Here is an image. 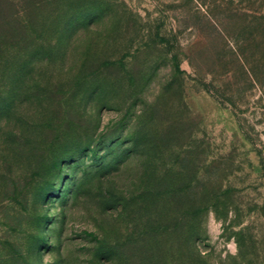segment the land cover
<instances>
[{"label":"rangeland","instance_id":"1","mask_svg":"<svg viewBox=\"0 0 264 264\" xmlns=\"http://www.w3.org/2000/svg\"><path fill=\"white\" fill-rule=\"evenodd\" d=\"M0 264H264V0H0Z\"/></svg>","mask_w":264,"mask_h":264},{"label":"trees","instance_id":"2","mask_svg":"<svg viewBox=\"0 0 264 264\" xmlns=\"http://www.w3.org/2000/svg\"><path fill=\"white\" fill-rule=\"evenodd\" d=\"M256 49L258 50V49H262V47H256ZM239 55V54H238Z\"/></svg>","mask_w":264,"mask_h":264}]
</instances>
